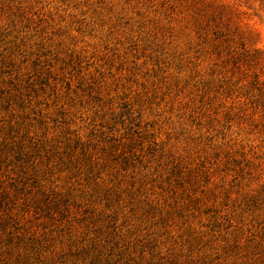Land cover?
Segmentation results:
<instances>
[{"label":"rangeland","instance_id":"1","mask_svg":"<svg viewBox=\"0 0 264 264\" xmlns=\"http://www.w3.org/2000/svg\"><path fill=\"white\" fill-rule=\"evenodd\" d=\"M0 264H264V0H0Z\"/></svg>","mask_w":264,"mask_h":264}]
</instances>
